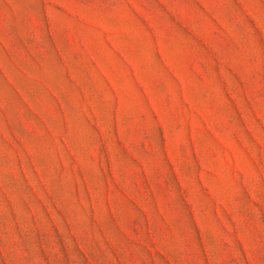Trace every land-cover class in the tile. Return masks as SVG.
I'll list each match as a JSON object with an SVG mask.
<instances>
[{
	"label": "rangeland",
	"instance_id": "obj_1",
	"mask_svg": "<svg viewBox=\"0 0 264 264\" xmlns=\"http://www.w3.org/2000/svg\"><path fill=\"white\" fill-rule=\"evenodd\" d=\"M0 264H264V0H0Z\"/></svg>",
	"mask_w": 264,
	"mask_h": 264
}]
</instances>
